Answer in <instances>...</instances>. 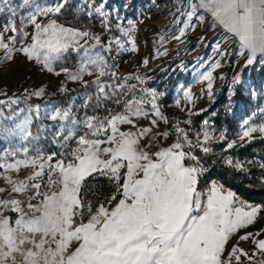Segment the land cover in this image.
<instances>
[{
  "label": "snow or ice",
  "instance_id": "obj_1",
  "mask_svg": "<svg viewBox=\"0 0 264 264\" xmlns=\"http://www.w3.org/2000/svg\"><path fill=\"white\" fill-rule=\"evenodd\" d=\"M85 3L86 0L76 4L71 0H21L11 6L10 0H0V13L5 11L4 5H9L10 13L0 32V49L5 52L0 60H12L13 53H20L51 72L54 62L75 52L80 55L78 69L75 72L62 69L68 79L80 81L84 74L96 73L95 92L87 94L82 105L76 103L75 97L67 106L47 102L43 106L28 105V114L18 119L25 109L12 108L21 100L9 98L10 114L0 110V138L11 141L19 137L33 143L45 135L59 148L45 153L33 143L35 156L29 155V148L24 146L0 152V169H3L0 176L11 185V191L22 194L32 190L29 201H38L27 203L26 211L19 199L0 200V264H241V257L251 261L257 252L264 254V238H259L264 229L240 235L237 244L230 250L227 248L232 237L254 225L264 210L243 201L207 175L209 170L196 150L205 155L211 153L209 144L225 139L224 134L215 136L208 127L209 121L205 120L192 140L177 121L173 125L175 142L151 151L150 145L156 137L169 136L165 131L155 133L148 143H142L152 127L158 126V120L168 122L157 104L161 94L140 89L138 95L137 85L127 82L135 79L143 84L140 76L129 75L120 80L111 72L110 83L101 81L110 65L99 50L94 51L101 44L100 37L60 22V17L69 12H83ZM103 7L87 3V15L91 17L95 13L101 17L108 30L109 13ZM187 7L189 21L195 17L203 22L204 14H208L215 24L238 40L241 54L248 55L247 65L257 57L264 63V0H189ZM127 24L128 28H122L120 23L116 25L124 36L135 29L133 21L127 20ZM29 25L30 33L26 31ZM188 27L195 28V25L185 24ZM8 32L12 35L5 39L4 34ZM183 35L184 28L173 38L179 40ZM93 40L95 44L90 43ZM114 42L120 44L119 38ZM219 47L217 42L218 51ZM103 50L111 49L104 47ZM219 55L225 53L219 51ZM218 66V62L213 65ZM201 78L208 81L211 97V71ZM235 82H239V76ZM30 95L41 97L44 90L38 89ZM184 97L193 102L189 90L184 91ZM110 103L123 105L122 111L109 109L104 116L90 115L87 111L78 115L81 107L107 109ZM5 104L6 101L0 100V105ZM146 105H150V111L145 110ZM140 118L149 119L152 127H136ZM43 119L53 123L39 125L38 133L33 135L29 130L33 121ZM120 125H131L135 130L121 131ZM254 132L264 137V125L245 127L239 139L250 142ZM234 146L235 142L227 144L229 149ZM19 152L24 153V158L9 162ZM226 162L238 172L247 170L245 162L231 159ZM260 166L264 168V164ZM21 168H31L32 172L23 180H13L8 175ZM45 176L47 191L42 190ZM95 176L108 177L115 183L116 190L107 201L108 204L115 202L114 206L101 203L93 211L90 203H84L83 186ZM5 211L15 213V218L4 215ZM249 239L254 244L251 255L238 246L240 241ZM257 264H264V259Z\"/></svg>",
  "mask_w": 264,
  "mask_h": 264
},
{
  "label": "rangeland",
  "instance_id": "obj_2",
  "mask_svg": "<svg viewBox=\"0 0 264 264\" xmlns=\"http://www.w3.org/2000/svg\"><path fill=\"white\" fill-rule=\"evenodd\" d=\"M20 2L21 0H10V5L15 6ZM71 2L76 4L82 3L84 0H71ZM87 3H91L93 7L104 6L102 10L109 13L110 29L105 30L104 24L101 22L102 18L95 13L91 17L87 15ZM188 4L189 0H86L83 12L79 10L75 13L69 12L60 17V22L71 24L81 30H88L100 37L101 44L97 45L94 51L99 50L110 65L108 74L101 77L102 82L110 83L112 81L111 72H115L116 77L120 80L129 75L140 76L143 79V84L135 79L127 82L137 85L138 95L141 94L140 89L154 90L161 94L158 95L157 104L162 114L167 117L168 122L164 123L162 120H158L157 127H152L150 120L146 118H140L136 122V127H152V132L149 133L148 137H145L142 143H148L155 133L165 131L169 133L166 139L156 137L150 145L151 151H156L160 147H166L176 141L177 135L173 125L177 121L180 122L179 126L188 132L189 138L192 140L196 139L195 134L201 130L205 120L209 121L208 127L214 131L215 136L219 137L221 133L224 134L223 126L218 127L213 124V113L205 116L198 127L193 125L195 117L208 110L218 98H225L223 108L228 115L239 116L236 131L232 133V138L228 143L235 142V145L238 144L239 147H242L249 142L239 139L244 128L264 125V63L260 62V58L257 57L251 65H247L248 55L246 53L241 54L238 41L225 34L206 15H204L203 22L196 20L195 17L189 21L186 16V12L189 10ZM8 6L4 5L5 11L0 13V32H3V25L10 16L7 11ZM17 11L23 12L22 9H17ZM117 16L122 19L117 21ZM16 19L19 23V16ZM127 20L133 21L135 29L129 33V36H124L116 25L120 23L122 28H128ZM185 24H194L195 28H185ZM182 28H184V35L179 40L174 39L173 37L180 35ZM26 31L29 33L32 31L31 25L27 26ZM4 35L7 39L12 33L8 32ZM117 37L120 44L114 42ZM201 37L203 38L201 39ZM225 37H228V39L225 40ZM217 42H220L219 51H223L225 55H219V51L216 49ZM90 43L95 44V41H90ZM104 47L111 50L104 51ZM4 55V50L0 49V57ZM13 57L12 60H0V100L6 101L5 105H0V110L5 115L10 114L11 111L7 106L9 98H19L21 100L18 105H12L11 107L25 109L18 118L22 119L24 115L28 114V105L39 104L43 106L47 102L67 106L73 97L76 98L77 104L82 105L87 99V94L95 92L96 86L93 81L96 79V73L94 71L91 75L84 74L80 81L68 79V74L62 71L63 68H68L69 72H75L78 69L80 60L78 53L65 54L66 58L53 63V71L51 72L35 60H27L23 54L13 53ZM145 60L148 61L147 64L144 63ZM217 62L219 66L213 67ZM209 71H211L213 77L211 97H209L207 91L208 81L201 78L203 74ZM237 76L242 79L244 85L240 89V96L244 98L246 95H256L259 99L255 105L248 104L245 99V103H242L241 97L237 98L238 96H235L236 87L234 84H236L235 78ZM85 82H87V85H85ZM41 88L44 90L43 96L30 95V93ZM61 88L64 91H61ZM185 90L191 92L194 98L192 103L185 99ZM24 97H27L26 101ZM177 102H179L178 106ZM109 109L122 111L123 105L110 103L107 109L95 110L81 107L78 115L82 116L87 111L90 115L104 116ZM145 110L150 111V105H146ZM184 121H190V123L186 124ZM34 122L37 130L33 135L38 133L39 125L46 126L53 123L48 119L34 120ZM4 123L10 122L4 121ZM120 130L134 131L135 129L131 125H120ZM259 138L264 137L259 132H254L252 140ZM45 139L50 142L45 135H41L39 141L33 143L37 147L40 141ZM214 142L219 143L221 140H214L209 144V147ZM33 143L23 141L19 137H13L11 141L0 138V152L5 148L15 149L24 146L29 148V155L35 156L36 152L32 150ZM71 147H75L74 142ZM23 158L24 153L19 152L15 157H10L9 162ZM123 171L121 174H123ZM2 172L3 169H0V173ZM31 172V168H21L19 171L9 172L8 175L13 180H23ZM44 180L45 184L42 190L47 191L46 176ZM262 181H264V178H262ZM0 188L4 189L3 192H0V200L19 199L23 202L26 211L27 203L38 202L36 200L29 201L32 190L22 194L12 192L11 185L6 183L3 176H0ZM240 199L242 198L240 197ZM252 205L260 206L263 209L259 204ZM4 215L14 219L16 214L5 211ZM262 229H264V216L261 214L254 225L241 230L236 236L232 237L227 245L228 250L237 244L240 235H244L246 232L255 233ZM238 246L249 252V255L254 250L251 239L240 241ZM245 258L241 257V263Z\"/></svg>",
  "mask_w": 264,
  "mask_h": 264
},
{
  "label": "trees",
  "instance_id": "obj_3",
  "mask_svg": "<svg viewBox=\"0 0 264 264\" xmlns=\"http://www.w3.org/2000/svg\"><path fill=\"white\" fill-rule=\"evenodd\" d=\"M235 96L240 98V89L236 88ZM242 103H245V98H240ZM225 105V98H218L215 103L205 110L203 113L197 115L193 120V125L198 127L200 121L207 115L213 113V124L222 127L225 139L221 142H214L210 145L212 152L205 155L196 150V154L202 157L205 166L208 168V176L210 180H218L227 189L235 192L242 200L252 204H259L264 210V138H259L246 143L239 147L236 144L233 148H227L228 141L232 138L231 135L236 131V123L239 122V116H230L223 108ZM37 130L36 123L31 126V132L35 133ZM45 153L52 151H59L58 146L50 144L45 140H41L37 145ZM239 160L245 162L246 171L238 172L227 164V160ZM123 175V174H121ZM122 182V181H121ZM207 183V182H206ZM116 190V185L108 177L95 176L89 178L82 189V198L84 203L91 204L92 210L104 203L108 205L107 201ZM264 216V211H262ZM87 219V213L85 215Z\"/></svg>",
  "mask_w": 264,
  "mask_h": 264
},
{
  "label": "crops",
  "instance_id": "obj_4",
  "mask_svg": "<svg viewBox=\"0 0 264 264\" xmlns=\"http://www.w3.org/2000/svg\"><path fill=\"white\" fill-rule=\"evenodd\" d=\"M193 2H194V0H193ZM204 15H206L207 17H209L211 20H212V22H214L213 21V19H212V17L210 16V15H208V14H204ZM215 23V22H214ZM223 32H225V34H228L229 36H231V34H229V33H227L221 26H219L218 24H216ZM232 37V36H231ZM233 38V37H232ZM235 39V38H234ZM236 40V39H235ZM236 41H238V40H236ZM114 203L115 202H113L112 204H109V205H107L106 207H112V206H114ZM259 238H264V234H262V236L261 237H259ZM262 259H264V254H261V253H259V252H257V254L252 258V260L251 261H249L248 260V258L246 257L245 259H243L242 261V263L241 264H257V262L259 261V260H262Z\"/></svg>",
  "mask_w": 264,
  "mask_h": 264
},
{
  "label": "built area",
  "instance_id": "obj_5",
  "mask_svg": "<svg viewBox=\"0 0 264 264\" xmlns=\"http://www.w3.org/2000/svg\"><path fill=\"white\" fill-rule=\"evenodd\" d=\"M236 88L241 89L244 87L242 79H239V82L234 84ZM245 100L247 101L248 104L255 105L257 103V100L259 99L256 95H246Z\"/></svg>",
  "mask_w": 264,
  "mask_h": 264
}]
</instances>
